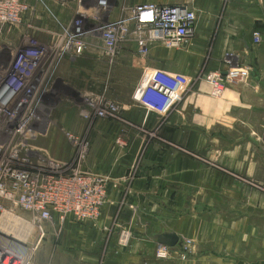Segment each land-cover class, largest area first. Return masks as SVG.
<instances>
[{
  "label": "crops",
  "instance_id": "obj_1",
  "mask_svg": "<svg viewBox=\"0 0 264 264\" xmlns=\"http://www.w3.org/2000/svg\"><path fill=\"white\" fill-rule=\"evenodd\" d=\"M158 2L186 4L197 18L186 45L152 48L151 68L189 79L242 65L250 78L220 95L199 80L166 115L122 102L127 118L117 121V135L97 136L85 165L117 189L98 219L66 223V231L82 230L81 237L67 233L65 243L92 264H264V0ZM115 138L126 145L113 147ZM120 226L131 229L127 246L118 243ZM166 234L177 243L162 242L172 240ZM185 238L194 240L186 258ZM160 245L168 257L157 255Z\"/></svg>",
  "mask_w": 264,
  "mask_h": 264
},
{
  "label": "built area",
  "instance_id": "obj_2",
  "mask_svg": "<svg viewBox=\"0 0 264 264\" xmlns=\"http://www.w3.org/2000/svg\"><path fill=\"white\" fill-rule=\"evenodd\" d=\"M57 1L63 7L74 1L73 17L56 12L48 0H0V264H34L50 233L59 237L68 221L98 219L110 190L117 189L110 176L84 169L91 144L80 134L66 132L77 150L76 162L44 156L33 148L50 119L47 97L61 62L82 56L91 44L108 56L121 44L135 47L141 56L154 46L179 49L191 39L197 18L193 8L178 3L147 0L121 9L116 0ZM35 12L36 18L50 20L41 27L50 33L46 42L32 30ZM260 39L255 32L254 41ZM181 78L182 85L206 80L220 95L229 83H246L250 69L230 64L225 71L201 70L193 78ZM180 85L177 75L152 69L137 83L133 99L148 111L164 114L178 98ZM91 98H85L88 109L82 112L88 121L117 118L123 109L115 100ZM117 142L126 145L122 139ZM130 239L131 232L124 231L118 243L127 246ZM168 248L160 245L157 255L168 257Z\"/></svg>",
  "mask_w": 264,
  "mask_h": 264
},
{
  "label": "rangeland",
  "instance_id": "obj_3",
  "mask_svg": "<svg viewBox=\"0 0 264 264\" xmlns=\"http://www.w3.org/2000/svg\"><path fill=\"white\" fill-rule=\"evenodd\" d=\"M138 1L147 0H116V3L122 9L124 6ZM48 3L55 8L56 12L64 11V14H68V18L73 17L74 1L67 2L66 7L61 6L57 0H48ZM35 13L36 15L32 20L35 29L32 30L43 42H46L50 40L51 36L49 32L42 31L41 27L48 26L50 20L46 18L38 19L36 18L38 14ZM120 14L121 12H117V15ZM33 31H30V34H33ZM154 65L156 64L150 54L141 56L135 47L126 44L118 45L116 52L110 56L98 44H91L82 56L64 59L57 69L47 97L50 107L48 110L50 119L44 123L43 131L38 140L32 143L33 148L39 149L44 156L55 157L67 162H76L77 150L67 139V131L86 137L90 141L91 150L98 141L97 136L101 135L110 139L115 134L117 135V121L127 118L123 115V109L117 113V118L94 117L93 120L88 121L82 116V112L88 109L85 105V98L92 99L91 97L102 96L115 100L121 105H123L122 102H133V93L137 83L142 77H147L152 73L153 68L151 67H155ZM177 78L181 80L179 97L186 88L193 86L194 83L190 82L182 85L184 79L181 76H177ZM87 92L95 95H88ZM174 103H176V100L171 106ZM171 106L164 115L170 112ZM104 121L105 123L108 122L110 126H105ZM115 141L116 138L113 141V147L116 145ZM113 147H111V150ZM94 152L96 153L95 149ZM89 154L85 159V165ZM84 169L88 171L86 166ZM246 180H248V184L259 188L256 182L249 178H246ZM114 213H116V210H114ZM81 230V227L70 231L63 230L59 237L50 233L40 245L33 261L34 264L94 263L79 246L68 247L65 243L64 239L67 233H73L75 237H81ZM124 231L131 232V229L128 226H120L119 235ZM193 243V239L185 238L181 244L182 249H184L183 253H185L184 258L188 256L187 253Z\"/></svg>",
  "mask_w": 264,
  "mask_h": 264
},
{
  "label": "water",
  "instance_id": "obj_4",
  "mask_svg": "<svg viewBox=\"0 0 264 264\" xmlns=\"http://www.w3.org/2000/svg\"><path fill=\"white\" fill-rule=\"evenodd\" d=\"M163 237H170V238H172V240H167V239L161 240L162 242H164L166 244H169V245H174L178 241L177 236H174L173 234H166V236H163Z\"/></svg>",
  "mask_w": 264,
  "mask_h": 264
},
{
  "label": "snow or ice",
  "instance_id": "obj_5",
  "mask_svg": "<svg viewBox=\"0 0 264 264\" xmlns=\"http://www.w3.org/2000/svg\"><path fill=\"white\" fill-rule=\"evenodd\" d=\"M149 18H150V15L145 17V19H149Z\"/></svg>",
  "mask_w": 264,
  "mask_h": 264
}]
</instances>
